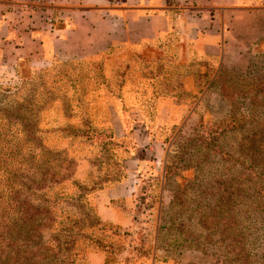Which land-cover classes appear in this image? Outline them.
<instances>
[{"label":"rangeland","instance_id":"374dc122","mask_svg":"<svg viewBox=\"0 0 264 264\" xmlns=\"http://www.w3.org/2000/svg\"><path fill=\"white\" fill-rule=\"evenodd\" d=\"M227 23L230 32L223 51L210 49L212 59L195 61L191 66L196 72L206 71V76H193L178 65L179 76H102L111 83L116 79L125 82L122 92L130 98L125 97L128 106L122 112L118 101L106 95L101 76H91L93 64L77 70L80 76L76 70L71 72V67L0 76V159H7V166L43 154L32 146L37 142L43 147L57 136L61 140L67 133H58L59 129L89 128L86 135L92 136L79 145L76 159H84L78 168L91 184L102 180L97 190L88 194L87 204L105 228L102 234L96 233L97 238H71V252L68 258L66 253L61 257L63 264H222L221 248L199 239L195 246L204 249L189 250L186 244H172L173 236L159 237L158 228L162 207L172 201L176 186L183 188L198 178L199 186L193 190L204 192L213 176L227 174L213 163L219 157L204 156L203 147L201 151L181 149L187 139L234 117L242 129L225 145L235 152L236 144L249 139L251 132L264 131V13H241ZM109 66L115 67L113 60L105 62L107 75ZM140 94L145 99L157 98L145 108L142 101L139 103L144 100ZM80 97L82 102H78ZM28 119L32 120L36 140L27 134ZM40 132H46L45 136ZM97 133L102 141H96ZM109 136L117 141L116 146H104ZM73 138L69 134L64 140L76 144ZM196 145L201 146L199 141ZM259 150H264V143ZM181 151L186 163L196 166L204 162L201 170L193 166L176 169L171 180L165 181L171 157ZM45 161L47 164L49 159ZM109 176H114L112 184ZM147 190L155 198L152 205L138 201ZM257 231L251 227V239L256 238Z\"/></svg>","mask_w":264,"mask_h":264},{"label":"trees","instance_id":"16d2710c","mask_svg":"<svg viewBox=\"0 0 264 264\" xmlns=\"http://www.w3.org/2000/svg\"><path fill=\"white\" fill-rule=\"evenodd\" d=\"M100 83L106 95L118 101V109L125 111L126 98H130L122 92L125 82L116 79L111 83L101 76ZM141 96L144 100L139 103L141 105L142 101L145 108H150L157 98L156 95L148 99L144 94L139 98ZM78 102H82L81 97ZM28 120L27 134L36 140V131L30 125L32 120ZM87 129H59L58 133L67 135L63 134L61 140L57 136L54 142L49 140L50 143L46 142L43 147L36 142L32 147L43 154L18 160L17 164L7 166L10 162L0 159V264H63L61 257L66 253L64 256L68 258L71 252V238H97V232H104L105 224L99 222L87 204L88 194L97 190L102 180L91 184L86 173L79 170L84 159L79 162L76 159L79 145L85 144V138L86 141L92 139L86 135ZM241 129L240 121L229 117L187 139L181 149L201 151L203 147L204 156L219 157V161L213 163L220 165L227 174L213 176L204 192L193 190L194 186H199L198 178L183 188L176 186L172 201L162 207L158 236H173L172 244H186L189 250L199 251L205 246L195 245L203 239L206 245L222 249V264H264V150H259L260 143H264V131L251 132L253 135L248 136L249 139L244 138L236 144L234 152L225 142ZM47 132L57 134L56 130ZM42 133L40 135L45 136L46 132ZM69 134L77 139L76 144L64 140ZM98 136L99 133L96 141H102ZM198 141L201 146H194ZM116 142L109 136L103 144L116 146ZM183 154L181 151L171 157L173 161L171 159L166 168L165 181L171 180L176 169L193 166L201 170L204 162L196 166L186 163ZM8 167L11 169L7 170ZM109 177L112 184L114 176ZM149 191L141 194L138 201L142 205L155 202ZM252 226L258 231L256 238L251 239ZM116 234L111 232L113 236L119 235ZM158 241L162 243V238Z\"/></svg>","mask_w":264,"mask_h":264},{"label":"crops","instance_id":"0c3cea01","mask_svg":"<svg viewBox=\"0 0 264 264\" xmlns=\"http://www.w3.org/2000/svg\"><path fill=\"white\" fill-rule=\"evenodd\" d=\"M50 13L52 28L29 0H0V76L86 64L91 76H197L192 64L226 46L228 19L264 13V0H55Z\"/></svg>","mask_w":264,"mask_h":264},{"label":"built area","instance_id":"2783aa9c","mask_svg":"<svg viewBox=\"0 0 264 264\" xmlns=\"http://www.w3.org/2000/svg\"><path fill=\"white\" fill-rule=\"evenodd\" d=\"M219 1V0H216ZM55 0H29V3L34 9L45 11L44 14V23L52 28L54 19L52 14L50 13V9L52 8Z\"/></svg>","mask_w":264,"mask_h":264}]
</instances>
